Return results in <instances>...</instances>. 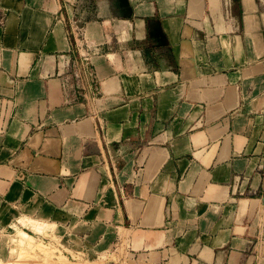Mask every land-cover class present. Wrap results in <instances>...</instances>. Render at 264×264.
Wrapping results in <instances>:
<instances>
[{"label":"crops","instance_id":"crops-1","mask_svg":"<svg viewBox=\"0 0 264 264\" xmlns=\"http://www.w3.org/2000/svg\"><path fill=\"white\" fill-rule=\"evenodd\" d=\"M14 227L10 264H264V0H0Z\"/></svg>","mask_w":264,"mask_h":264},{"label":"rangeland","instance_id":"rangeland-1","mask_svg":"<svg viewBox=\"0 0 264 264\" xmlns=\"http://www.w3.org/2000/svg\"><path fill=\"white\" fill-rule=\"evenodd\" d=\"M26 226H22V227H20L21 229H23V228H25ZM19 228V229H20ZM12 229H16L15 231H8L7 233V237L6 238H4V239H2L1 240V243H0V246H1V249L2 250H0V253H2V255H3V257H4V259L1 261L0 260V264H10L9 263V261H8V258H7V256H8V253H9V249L11 250L10 252L12 253V255L14 256L15 255V253H20V250L21 251H24V239H26V235H24L23 233H21V232H19V229L18 228H12ZM20 229V230H21ZM27 229H28V227H27ZM36 231H39L38 229L36 230ZM17 232H19V234H18V241H19V239H20V242H19V245L17 246L16 244L18 243V242H16V244H15V242H13V243H11V241L9 242L8 241V238H9V240L11 239H13L14 238V236H9L10 234H15V233H17ZM24 232L25 233H27V234H29V235H31L32 236V234L30 233V231L29 230H25L24 229ZM40 232V231H39ZM16 239V238H15ZM36 242H38V241H36ZM39 243V242H38ZM9 246V247H8ZM21 246H22V248H21ZM15 248H17V249H15ZM19 248H20V250H19ZM15 251V252H14ZM22 256H20V258L18 257V259H17V261H16V263H13V264H36V262H37V259H36V261H32L31 263H30V261H31V258H27L26 257V255L25 254H21ZM49 255H52L51 253H49ZM12 264V263H11Z\"/></svg>","mask_w":264,"mask_h":264}]
</instances>
